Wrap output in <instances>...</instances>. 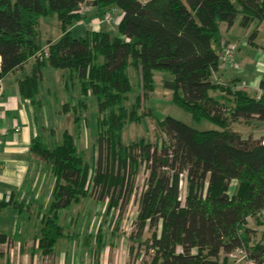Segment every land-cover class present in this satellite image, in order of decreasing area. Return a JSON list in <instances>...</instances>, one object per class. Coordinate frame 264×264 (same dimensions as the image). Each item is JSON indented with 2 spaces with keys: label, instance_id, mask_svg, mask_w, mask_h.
Here are the masks:
<instances>
[{
  "label": "trees",
  "instance_id": "16d2710c",
  "mask_svg": "<svg viewBox=\"0 0 264 264\" xmlns=\"http://www.w3.org/2000/svg\"><path fill=\"white\" fill-rule=\"evenodd\" d=\"M83 3L97 12L120 9L118 35L89 29L85 37H75L70 27L87 17L79 10ZM48 15H57L62 34L47 42L45 56L38 26ZM237 20L244 28L263 22L264 0H0V78L34 59L19 89L22 97L39 102L44 67L65 72L68 101L60 112L71 114L73 130L53 128L52 135H37L31 145L49 164L52 181L48 210L39 216L41 253H55L65 238L64 213L92 197L105 202L106 214L117 211L119 219L135 202L130 241L144 246V253H137L140 264H234L229 254L238 248L264 264V232L254 240L258 231L249 225L250 218L256 226L264 224V136H244L233 128L240 121L264 123V80L256 94L236 80H214L221 24L229 29ZM256 34L255 29L250 39ZM130 68L143 94L132 103L137 85ZM157 70L170 74L163 84L176 105L219 128L200 130L143 109L142 97L154 90ZM213 90L222 95L213 97ZM90 95L98 110L94 160L78 143ZM144 115L154 119L155 140H128L126 126ZM142 170L146 175L136 190ZM17 208L28 210L30 204L17 202ZM102 228L83 238L96 240L98 253L106 243ZM10 237L0 231V244L12 242Z\"/></svg>",
  "mask_w": 264,
  "mask_h": 264
},
{
  "label": "crops",
  "instance_id": "0c3cea01",
  "mask_svg": "<svg viewBox=\"0 0 264 264\" xmlns=\"http://www.w3.org/2000/svg\"><path fill=\"white\" fill-rule=\"evenodd\" d=\"M91 9L87 13V17L75 22L70 30L73 31L74 27L85 25L87 30L101 29L110 32V28H108L110 22L102 20L105 11L97 12L93 7ZM110 11L113 13L112 22L115 26L112 28L117 30L123 12L118 8H113ZM261 26H264V21L258 24L256 36L253 39L249 37L250 44L257 45L256 38L260 35L259 28ZM231 28L228 29L225 23L221 24L224 38L222 44L232 42V39L223 32L224 29L228 31ZM61 34L62 30L57 37L47 39V42L55 41ZM44 48H47V45ZM236 49L235 62L239 69L220 60L218 70L214 73L215 82L228 83L236 80L239 88L252 94L259 93L260 82L264 80V56L260 52L262 50L259 49L258 53H253L250 48L243 51L241 47L237 48L236 46ZM33 62L34 59H30L16 71L0 78V231L7 233L12 239V242L6 240L0 244V264H39L40 261L42 264H126L120 258L112 260L108 255L101 253L108 243L113 247L118 245L116 241L113 243V241L106 240L99 253L95 250L96 240L88 241L81 238L69 241L64 240L65 238L62 239L53 255H44L37 249L36 236L41 226V220L40 217L39 220L35 219L34 215L40 216L47 209L51 199L52 181L50 180L49 164L32 152L31 145L35 136H48L46 130L50 129L51 120L49 119L51 117L46 118L45 116V113L49 114L50 107L41 85H39L40 90L37 95L39 102L24 98L20 94L19 79L31 71ZM49 67L51 66H45L43 72L46 68L51 73L52 70ZM54 73L64 85L65 72L61 70ZM42 92L45 99L42 97ZM211 95L217 97L222 94L218 90H213ZM59 117L61 116L58 115L56 119L58 120ZM40 119H43L42 125L39 122ZM16 125L21 127L19 131L15 130ZM88 126L84 127L89 128ZM21 201L30 204V208L19 211L17 202ZM249 225L255 227L257 231L264 227V224L260 226L250 224V219ZM30 230L35 231L34 235L27 237ZM8 242L11 243L10 247H16L17 255L22 251L20 260L19 258L16 261L13 260L15 257L11 255V251H8ZM88 246L92 249V256L82 253L83 247L86 249ZM66 247L72 248L69 254Z\"/></svg>",
  "mask_w": 264,
  "mask_h": 264
},
{
  "label": "rangeland",
  "instance_id": "374dc122",
  "mask_svg": "<svg viewBox=\"0 0 264 264\" xmlns=\"http://www.w3.org/2000/svg\"><path fill=\"white\" fill-rule=\"evenodd\" d=\"M92 9L88 10L86 13H89ZM105 11L102 20L104 22H110L108 28H110V34L112 37L118 35V31L113 29V13L110 11ZM109 14V19L105 18ZM60 21L57 15H48L40 18V23L38 26V40L42 44L43 47L47 45V39L55 38L61 33L60 29ZM258 27V22L254 21L248 29L242 27L240 25L239 20L233 25L231 30L226 31L223 30L224 34H226L230 39H232V43H234L237 48L241 47L243 51L246 48H250L253 53H258L259 49L262 51V56H264V26L260 27V35L256 38L257 45H252L249 43V34L252 33ZM72 34L75 37H85L87 34V28L85 25L74 27ZM237 53V49L235 55ZM51 73L45 68L42 79L40 81V85L42 87V91L45 92L46 100L48 101L49 114L45 113L46 118L51 117L50 121V129L46 130L48 133V137L50 134L52 135L53 128H57V130L62 131L64 128H68L73 130V123L71 114L60 113L63 104L68 101L66 97V90L64 85L56 77L55 71H61L60 69H55L53 67H49ZM131 69V68H130ZM132 79L134 83L137 85V90L135 93L131 94V103L134 101L136 95L142 94V88L140 82H138L139 78L136 76L135 72L131 69ZM170 74L165 71L157 70L155 72V88L153 91L149 93V98L143 100L144 104L143 109L146 111H152L154 115L158 118L163 119L165 116L170 115L175 117L186 124L196 128V129H216L219 128L217 124L211 122L209 120H196L192 116V114L183 109L182 107L176 105L172 100V92L171 90L164 87L163 80L168 79ZM42 92V97L45 99V95ZM61 94V95H60ZM88 109L83 112V117L87 118L86 125L89 128H85L83 132H81L80 137L78 139V143L80 147L85 152V155L89 160L95 159V137H96V119L98 115L96 98L92 95L87 97ZM128 105H130L128 103ZM149 108H148V107ZM48 115V116H47ZM60 115L61 117L56 119V117ZM54 117V119H53ZM42 118V116H41ZM57 120V121H56ZM47 121V120H45ZM39 122L43 123V119L39 120ZM46 123V122H45ZM233 128L237 131H240L244 136L252 135L254 137L264 136V123L256 122L253 120L250 121H240L233 125ZM157 128L154 124V119L152 116L144 115L139 122L129 123L126 126L125 134L128 140L138 138L144 136L147 141L155 140L157 135ZM146 173L142 170L137 178H136V190H139L141 187L144 177ZM48 209H45L47 212ZM137 215V205L134 201H130L127 210L119 219L117 211H111V213H105V202L97 201L96 199L89 197L86 198L81 204H74L67 212L64 213V222L65 231H64V240H73L76 238L83 239L86 234H95L99 227H103L105 240L110 242L111 240H115L118 242L116 246H110L109 243L101 252L102 254L108 255L112 260L116 258H120L124 260L125 263L129 262L131 264H140L142 258L137 257V253H144V246L138 247L135 242L130 241V235L132 234L135 228V219ZM34 218L39 220V215H34ZM41 222V221H40ZM250 224H254L253 219L250 218ZM104 225V226H102ZM113 229L115 231H113ZM264 227L260 228L254 240H259L262 236V231ZM35 231L30 230L28 232L27 237H32ZM74 232V233H73ZM114 232V233H113ZM23 233V231H21ZM79 234V235H78ZM75 235V236H74ZM78 236V237H77ZM151 236V232L146 231L144 234L145 238H149ZM83 250L86 252H82L87 256H92L93 252L91 248L83 247ZM66 251L69 254L72 251V248L66 247ZM21 254L17 255L16 250L13 255L16 261L18 258L21 259ZM19 256V257H17ZM41 262V261H40ZM39 264H42V262ZM21 264V263H20Z\"/></svg>",
  "mask_w": 264,
  "mask_h": 264
},
{
  "label": "built area",
  "instance_id": "2783aa9c",
  "mask_svg": "<svg viewBox=\"0 0 264 264\" xmlns=\"http://www.w3.org/2000/svg\"><path fill=\"white\" fill-rule=\"evenodd\" d=\"M90 9H91V6H88L85 3L80 4L79 10L81 14L86 13ZM109 14H111L110 11H109ZM109 14L105 17L106 19L109 17ZM235 52H236V45L234 43L232 42L223 43L220 60H222L223 63L228 64L229 66L233 68L239 69V66L235 62ZM44 55L45 56L48 55V48L44 49ZM20 129H21L20 126L18 125L15 126L16 131H19ZM10 244L11 243L8 242V246H7L8 251H11V255H14L16 247L15 246L10 247ZM229 256L234 259L235 261L234 264H237L240 262H244L245 264H259L256 261L250 259L246 251L242 248H238L234 252L230 253Z\"/></svg>",
  "mask_w": 264,
  "mask_h": 264
}]
</instances>
